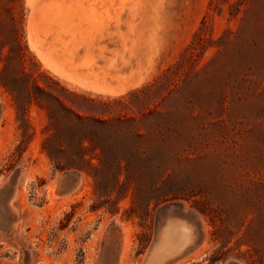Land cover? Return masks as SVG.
Here are the masks:
<instances>
[{"label":"rangeland","instance_id":"rangeland-1","mask_svg":"<svg viewBox=\"0 0 264 264\" xmlns=\"http://www.w3.org/2000/svg\"><path fill=\"white\" fill-rule=\"evenodd\" d=\"M152 1L0 0V38L18 29L27 76L38 66L71 92L123 99L107 115L134 118L163 161L153 182L99 194L42 150L33 89L22 116L0 86V264H144L174 204L189 217L170 220L195 234L177 264H264V0Z\"/></svg>","mask_w":264,"mask_h":264},{"label":"trees","instance_id":"trees-1","mask_svg":"<svg viewBox=\"0 0 264 264\" xmlns=\"http://www.w3.org/2000/svg\"><path fill=\"white\" fill-rule=\"evenodd\" d=\"M9 38L8 43L0 38V86L10 92L22 116L26 115L32 102L30 88L33 89V103L41 105L47 113L48 134L42 142V150L54 168L88 172L99 194H113L119 187V195L132 182L143 179L153 182L152 169L163 166L159 159L162 151L146 147L148 133L141 131L134 118L107 115L114 106L125 107L126 102L123 99L89 98L71 92L40 71L38 66L27 76L25 66L27 61L32 63L33 57L15 26ZM43 77L47 83H41ZM88 112H96V115ZM163 176L159 182L164 191L155 202L161 198L168 200L164 196L167 194L165 188L169 186Z\"/></svg>","mask_w":264,"mask_h":264},{"label":"bare ground","instance_id":"bare-ground-1","mask_svg":"<svg viewBox=\"0 0 264 264\" xmlns=\"http://www.w3.org/2000/svg\"><path fill=\"white\" fill-rule=\"evenodd\" d=\"M152 1V0H151ZM154 1V0H153ZM153 1H152V3H153ZM44 2V1H43ZM121 4V3H120ZM119 4V5H120ZM144 4V3H143ZM48 5H49V3H48ZM48 5H45V6H48ZM147 5V4H146ZM149 5V4H148ZM150 5H151V3H150ZM44 6V7H45ZM122 6V5H121ZM36 7V6H35ZM70 7V6H69ZM144 7V6H143ZM37 8V7H36ZM48 8V7H47ZM33 9V8H32ZM61 9V8H60ZM65 9V8H64ZM44 10V9H43ZM42 10V11H43ZM120 10V9H119ZM143 10V9H142ZM148 10V9H147ZM45 11V10H44ZM33 13H34V10L32 11ZM76 13H79L80 14V12H77L76 11ZM123 13H125L124 11H123ZM149 13V12H148ZM47 14H49V13H47ZM121 14V13H120ZM119 15V14H118ZM122 15V14H121ZM141 15V14H140ZM75 16H78V14L77 15H75ZM80 16V15H79ZM32 17V19L34 18V16H31ZM71 17V16H70ZM73 17V16H72ZM119 17V16H118ZM76 18V17H75ZM145 18V17H144ZM77 19L78 20H81V17H80V19L77 17ZM49 20V19H48ZM50 20H52V19H50ZM77 20V22H79ZM141 20V19H140ZM146 20H147V18H146ZM69 21V20H68ZM71 21V20H70ZM46 22H47V20H46ZM50 22V21H49ZM52 22H54L53 20H52ZM65 22V21H64ZM51 23V22H50ZM66 23V22H65ZM136 23V22H135ZM142 23V22H141ZM53 24V23H52ZM105 24V23H104ZM144 24H145V22H144ZM44 25V24H43ZM61 25V24H60ZM60 25H58V27L60 26ZM64 25H66V24H64ZM71 25V24H70ZM107 25H109V24H107ZM106 25V26H107ZM52 26V25H51ZM61 26H63V24L61 25ZM81 26V25H80ZM105 26V27H106ZM144 26V25H143ZM142 26V27H143ZM29 27H30V25H29ZM42 27H44V26H42ZM56 28H57V26H55ZM65 27V26H64ZM72 27V26H71ZM107 28V27H106ZM117 28H119V27H117ZM145 28H146V26H145ZM30 29V28H29ZM29 29H28V31H29ZM42 28L40 27V30H41ZM48 29H50V28H48ZM64 29V28H63ZM66 29V28H65ZM64 29V30H65ZM138 29H140L141 30V28H138ZM31 30V29H30ZM47 30V29H46ZM68 29H66V31H67ZM71 30V29H70ZM122 30V29H121ZM32 31V30H31ZM35 31V30H34ZM49 31H51V29L49 30ZM48 31V32H49ZM54 31V30H53ZM55 31H57V30H55ZM65 31V32H66ZM69 31V30H68ZM73 31V30H72ZM105 31V30H104ZM145 31V30H144ZM45 32V31H44ZM58 32H59V30H58ZM62 32H64V31H62ZM146 32V31H145ZM35 33V32H34ZM40 33V32H39ZM41 33H42V31H41ZM52 33V32H51ZM60 33V32H59ZM64 34V33H63ZM66 34V33H65ZM71 34H73L72 32H71ZM32 35V34H31ZM37 35V34H36ZM42 35V34H41ZM56 35H57V33H56ZM67 35V34H66ZM138 35H139V33H138ZM147 35V34H146ZM60 36V35H59ZM61 36H62V33H61ZM55 37V36H54ZM65 37V36H64ZM39 38V37H38ZM56 38V37H55ZM54 38V39H55ZM91 38V37H90ZM137 38H138V36H137ZM47 39V38H46ZM53 39V40H54ZM57 39H59V38H57ZM56 39V40H57ZM63 39V38H62ZM143 39V38H142ZM36 40V39H35ZM34 40V41H35ZM66 40H68V39H66L65 38V40L64 41H66ZM87 41V40H86ZM136 41V40H135ZM137 41H138V39H137ZM142 41V40H141ZM141 41H140V43H141ZM30 42H31V38H30ZM54 42V41H53ZM52 42V43H53ZM56 42V41H55ZM103 42V41H102ZM101 42V43H102ZM32 43V42H31ZM61 43H62V41H61ZM69 44H70V42H68ZM92 43V42H91ZM95 43V42H94ZM35 44V43H34ZM57 44H58V41H57ZM75 44V43H74ZM97 44V43H96ZM98 44H100V43H98ZM37 45V44H36ZM53 45H54V43H53ZM64 45H66V42L63 44V46ZM92 45H93V43H92ZM95 45V44H94ZM41 46H43V44L41 45ZM55 46V45H54ZM68 46V45H67ZM98 46V45H97ZM58 47H59V45H58ZM57 46H56V48H58ZM71 47V46H70ZM69 47V48H70ZM73 47H74V45H73ZM72 47V49H74V48H78V44H77V47H74L73 48ZM92 47H94V46H92ZM39 48V47H38ZM48 48V47H47ZM55 48V47H54ZM53 48V49H54ZM55 48V49H56ZM64 48V47H63ZM65 48H66V46H65ZM35 49H36V47H35ZM45 49V48H44ZM54 49V50H55ZM52 50V49H51ZM54 50H52L51 52H53ZM75 50V49H74ZM58 51H59V49H58ZM57 50H56V52H58ZM50 52V51H49ZM90 53H91V50L89 51ZM100 52H102V51H100ZM104 52V51H103ZM55 53V52H54ZM62 53V52H61ZM64 53V52H63ZM89 53V54H90ZM104 53H106V52H104ZM48 54V53H47ZM59 53H57V55H58ZM75 54V53H74ZM102 54V53H101ZM49 56L48 57H51L50 56V53L48 54ZM65 55H67V54H65ZM64 55V56H65ZM91 55H93L92 53L90 54V56ZM72 56H73V54H72ZM78 56V55H77ZM90 56H89V58H90ZM56 57H58V56H56ZM62 57V56H61ZM70 57L71 58V56H66V58H64V59H67V61H69L70 60V58H69V60H68V58ZM88 57V56H87ZM94 57V56H93ZM98 57H100L101 58V55H99ZM97 57V58H98ZM106 57H107V55H106ZM52 58V57H51ZM50 58V59H51ZM58 58H60V56L58 57ZM96 58V57H95ZM95 58H93V59H95ZM49 59V60H50ZM56 59V58H55ZM114 59V58H113ZM112 59V60H113ZM48 60V61H49ZM86 60V59H85ZM87 60H91V59H87ZM87 60L85 61V62H87ZM100 60V59H99ZM103 60V59H102ZM105 60V59H104ZM116 60V59H115ZM47 61V62H48ZM96 61V60H95ZM46 62V63H47ZM52 62V61H51ZM55 62V61H54ZM54 62H52L51 64H53ZM92 62V61H91ZM56 63V62H55ZM60 63V62H59ZM74 64V63H73ZM93 63H91L90 65H92ZM95 64V63H94ZM116 64V63H115ZM45 65V64H44ZM62 65V64H61ZM60 65V67H63V66H61ZM84 65V64H83ZM96 65V64H95ZM114 65V64H113ZM87 66H89L88 64H87ZM115 66V65H114ZM111 67H112V69H113V66H112V64H111ZM110 66H109V68H111ZM65 68V67H64ZM63 68V69H64ZM83 68H86V67H83ZM137 68V67H136ZM111 69V70H112ZM114 69H116V67L114 68ZM65 71H67V69H65ZM107 71V70H106ZM109 71V70H108ZM113 71V70H112ZM111 71V72H112ZM115 71V70H114ZM133 71V70H132ZM62 72V71H61ZM67 72H69V71H67ZM134 72V75H135V72L136 71H133ZM63 73V72H62ZM73 73V72H72ZM65 74H67L66 72H65ZM74 74H76V73H74ZM76 75H78V74H76ZM82 77H85L84 75L82 76ZM130 78H132V77H130ZM129 78V79H130ZM128 79V80H129ZM131 80H133V79H131ZM131 80L129 81V82H131ZM125 81H127V80H125ZM86 82H88V81H86ZM92 82V81H91ZM96 83V82H95ZM93 84H94V81H93ZM103 84V83H102ZM129 83H127V85H128ZM94 85H96V84H94ZM93 85V86H94ZM100 85V84H99ZM105 85V84H104ZM126 85V84H125ZM107 86V85H106ZM109 87V86H108ZM126 87V86H125ZM194 240H195V234H194V231H193V227L190 225V223L188 224L187 222H185V221H183V220H170V219H168L167 220V222H165V224H164V226L163 227H161L160 228V230L158 231V234H157V236H156V239L154 240V242H153V244H152V246H151V248H150V250H149V252H148V254H147V256H146V258H145V261H144V264H177L179 261H181L182 260V258L188 253V252H190V250H189V248L193 245V243H194ZM189 250V251H188ZM189 254V253H188ZM181 258V259H180Z\"/></svg>","mask_w":264,"mask_h":264},{"label":"water","instance_id":"water-1","mask_svg":"<svg viewBox=\"0 0 264 264\" xmlns=\"http://www.w3.org/2000/svg\"><path fill=\"white\" fill-rule=\"evenodd\" d=\"M161 215H162V218L164 217V221L166 219H170V218H173V217H184V218H188L189 217V214H186L183 212L181 206L177 205V204H174V205H170V206H167L165 208H163V210L161 211Z\"/></svg>","mask_w":264,"mask_h":264}]
</instances>
